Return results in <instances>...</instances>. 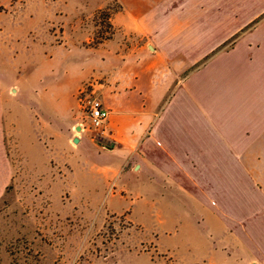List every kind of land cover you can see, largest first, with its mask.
Returning <instances> with one entry per match:
<instances>
[{"label": "rangeland", "instance_id": "374dc122", "mask_svg": "<svg viewBox=\"0 0 264 264\" xmlns=\"http://www.w3.org/2000/svg\"><path fill=\"white\" fill-rule=\"evenodd\" d=\"M173 2L179 1L0 0L6 41L0 67L21 78L65 38L88 46L108 41L118 53H129L142 40L126 28L138 22L150 30L147 41L162 48L167 41L163 28H209L201 40L208 44L242 26L189 69L194 71L264 16L256 14V0H213L210 6L205 0H184L176 7ZM141 3L146 8L132 13ZM167 7L170 12L164 14ZM21 91L12 85L4 95L6 147L14 173L0 197V264H226L219 246L235 240L211 209H195L179 191L166 188L161 194L140 176L131 178L139 186L121 191L105 169L114 155L90 125L88 103L81 104L77 125L94 142L86 135L74 142L82 129L55 121L49 128L45 103L40 101L41 112ZM128 171L121 185L132 177L131 167Z\"/></svg>", "mask_w": 264, "mask_h": 264}, {"label": "crops", "instance_id": "0c3cea01", "mask_svg": "<svg viewBox=\"0 0 264 264\" xmlns=\"http://www.w3.org/2000/svg\"><path fill=\"white\" fill-rule=\"evenodd\" d=\"M256 1L258 15L264 12V0ZM212 2L205 0L209 6ZM145 5L132 13L140 14ZM138 23L126 28L142 40L129 53H118L108 41L88 46L65 38L21 78L0 67V197L14 173L4 122L8 87L21 91L26 86L21 93L41 112L44 102L49 128L53 121L67 129L80 126V139L86 135L90 141L93 137L77 125V118L81 104L97 98L109 111L102 138L114 155L105 169L121 191L139 186L131 178L140 176L161 194L166 188L187 194L195 209H211L221 217L225 232L235 240L219 246L226 264L230 259V264H264V16L231 47L191 72L242 26L208 44L201 40L209 28H163L167 41L162 48L147 41L150 30ZM129 167L132 177L127 175L121 185Z\"/></svg>", "mask_w": 264, "mask_h": 264}, {"label": "built area", "instance_id": "2783aa9c", "mask_svg": "<svg viewBox=\"0 0 264 264\" xmlns=\"http://www.w3.org/2000/svg\"><path fill=\"white\" fill-rule=\"evenodd\" d=\"M109 111L104 108L99 99L94 98L88 102L89 123L92 128L104 133V125L106 124Z\"/></svg>", "mask_w": 264, "mask_h": 264}, {"label": "water", "instance_id": "95a60500", "mask_svg": "<svg viewBox=\"0 0 264 264\" xmlns=\"http://www.w3.org/2000/svg\"><path fill=\"white\" fill-rule=\"evenodd\" d=\"M149 48H152V46L150 45ZM12 90H14V88H12ZM77 130H80V126H77L76 128ZM80 138H78L77 136H74V142H78Z\"/></svg>", "mask_w": 264, "mask_h": 264}, {"label": "flooded vegetation", "instance_id": "af4514ba", "mask_svg": "<svg viewBox=\"0 0 264 264\" xmlns=\"http://www.w3.org/2000/svg\"><path fill=\"white\" fill-rule=\"evenodd\" d=\"M88 120H89V116H88Z\"/></svg>", "mask_w": 264, "mask_h": 264}, {"label": "trees", "instance_id": "16d2710c", "mask_svg": "<svg viewBox=\"0 0 264 264\" xmlns=\"http://www.w3.org/2000/svg\"><path fill=\"white\" fill-rule=\"evenodd\" d=\"M207 57V56H206ZM203 63V62H202ZM198 66V65H197ZM191 71V70H190Z\"/></svg>", "mask_w": 264, "mask_h": 264}]
</instances>
